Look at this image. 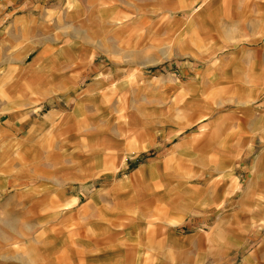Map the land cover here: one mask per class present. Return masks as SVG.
I'll use <instances>...</instances> for the list:
<instances>
[{"label": "rangeland", "instance_id": "1", "mask_svg": "<svg viewBox=\"0 0 264 264\" xmlns=\"http://www.w3.org/2000/svg\"><path fill=\"white\" fill-rule=\"evenodd\" d=\"M144 4L152 3L145 0ZM144 4L138 8L136 0H0L4 16L12 20L37 17L53 25L63 43L85 38L88 45H95L96 62L105 59L108 64L128 68L120 74L126 89L113 88V93L126 94L115 99L104 121L110 139L122 143L125 150L113 152L109 165L98 169L93 178L62 186L67 195H56L61 187L57 178L63 180L66 173V179L75 170L63 168L56 176L55 170L46 167L54 159L42 158L46 149L33 153L34 146L23 131L7 128L0 133V264H87L81 251L99 234L127 244L138 238L146 240L147 233L132 228L130 220L121 221L123 228L128 225V235L123 228L114 229L119 222L114 210L127 209L132 202L104 200L97 190L110 191L122 180L130 183L129 193L134 191L135 172L141 167L149 172L147 164L153 160L159 162L154 165L153 177L183 176L189 185L183 188L184 198L191 197L194 204L198 201L197 206L191 204L187 209V216L174 219L176 223L169 227L174 237L171 243L178 245L181 236L200 227L196 221L203 214L201 202L189 190L200 189L203 176L209 172L224 178L222 186L229 191L218 201L226 217L224 228L240 230L239 241L245 247L238 249L237 255H250L255 264H264V217L250 212L257 203L252 194L245 199L240 196L264 150L262 134H247L264 128V121L248 126L239 119L246 111L248 116H256L254 109L264 96L258 104L234 103L236 92L218 85L231 74L217 73L222 59H239L248 34L256 31L253 23L259 12L264 19V0H154L153 8ZM217 37L226 44L223 50L213 43ZM250 47L255 49L256 58L262 54L259 51L264 49V41ZM104 49L108 57L103 56ZM180 66L190 69L180 74ZM173 87L176 98L169 102ZM240 92L246 93L243 89ZM201 143L206 151H201ZM251 188L264 194L260 184ZM185 201L189 205L190 201ZM246 206L251 207L247 210ZM152 208L156 212L158 203ZM107 221L112 222L114 231H95L98 224ZM212 251L209 248L204 254Z\"/></svg>", "mask_w": 264, "mask_h": 264}, {"label": "crops", "instance_id": "2", "mask_svg": "<svg viewBox=\"0 0 264 264\" xmlns=\"http://www.w3.org/2000/svg\"><path fill=\"white\" fill-rule=\"evenodd\" d=\"M144 1L136 0L137 7H143ZM150 1L151 5L144 4L146 8L154 7V0ZM9 19L11 22H8ZM4 25L7 27L0 31V133L7 128L23 131L29 144L34 146L33 153L40 149L45 152L46 149L42 158L46 161L54 159L46 167L55 170L56 176L58 170L63 168L75 170L66 179V173L62 174L63 180L57 178L61 187L56 195H67L63 189L66 185L93 178L100 171L98 169L109 165L113 152L122 153L125 150L122 143L110 139L104 121L115 99L126 94L125 91L113 93V88L126 89L124 77L120 74L127 72L128 68L108 64L105 59L96 62L93 58L95 45H88L85 38L63 43L58 40L53 25L32 15L12 20L0 12V28ZM253 25L256 31L248 34L247 45L239 49V59L234 56L224 61L222 59L217 70L219 74H231L228 80H222L218 85L236 92L232 101L239 105L258 104L257 100L264 96V49L259 51L262 54L257 59L255 49L250 47L264 41V19L260 12ZM216 39L214 45L223 47V50L225 42L220 41L219 37ZM103 52V56L108 57V51L104 49ZM140 65L143 63L140 62ZM179 69V73L183 74L190 68L180 66ZM184 87L186 90L189 88ZM242 89L246 91L245 95L241 94ZM174 90L175 87L171 88L169 102L176 98ZM204 95L201 93L202 97ZM263 105L264 101L254 109L256 116L250 117L248 111L244 110L246 115L241 114L242 118L239 119L248 126H252L256 120H259L256 124H261L264 121ZM96 121L99 123L96 124ZM256 132L264 136V128L251 129L247 135L255 136ZM199 136L204 137V134L200 132ZM202 144L203 152L206 145ZM76 153L78 157H75ZM261 155L252 166L253 173L246 179L249 186L246 185L240 194L243 195L242 199L251 194L254 196L253 200L257 203L251 209V206L246 208L257 217H264V194L253 191L251 187L260 184L264 188V150ZM158 163L154 160L149 162V172L144 167L135 172L136 187L130 193V183L122 180L115 183L110 191L107 188L97 190L99 198L104 200L132 202L127 209L119 207L114 210L116 218H119L115 230L121 231V221L130 220L134 223L132 228L147 233V239L138 238L134 243L127 244L124 241H109L108 237L99 234L81 251L87 264H255L252 256L241 258L237 255L238 249L245 247L239 241L240 230L238 227L225 229L223 221L226 217L219 209L218 200L229 191L222 186L224 178L209 172L203 176L200 189L189 190L201 202L199 208L203 214L196 221L200 227L181 236L178 245L171 243L174 237L169 227L176 223L174 219L185 217L190 205L197 206L198 201L194 204L191 197L184 198L183 188L189 185L183 176H172L171 179L153 177L154 165ZM186 199L192 200L189 205ZM151 201L150 208L143 210V205ZM155 202L158 203L156 212L152 208ZM115 207L118 206L115 204ZM124 225L127 234L128 225ZM97 226L99 228L95 231L98 232L114 231L110 221ZM209 248L213 250L212 253L204 254Z\"/></svg>", "mask_w": 264, "mask_h": 264}]
</instances>
